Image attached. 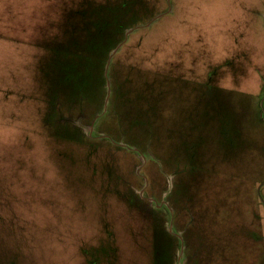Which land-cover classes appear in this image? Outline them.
<instances>
[{
    "label": "rangeland",
    "instance_id": "obj_1",
    "mask_svg": "<svg viewBox=\"0 0 264 264\" xmlns=\"http://www.w3.org/2000/svg\"><path fill=\"white\" fill-rule=\"evenodd\" d=\"M124 5L106 112L104 75L48 117L69 35ZM154 230L264 264V0H0V264H163Z\"/></svg>",
    "mask_w": 264,
    "mask_h": 264
},
{
    "label": "trees",
    "instance_id": "obj_2",
    "mask_svg": "<svg viewBox=\"0 0 264 264\" xmlns=\"http://www.w3.org/2000/svg\"><path fill=\"white\" fill-rule=\"evenodd\" d=\"M125 11L126 5L117 6L112 16H103L99 17V19L96 17L94 20L89 19L90 22L88 23L91 29L85 32H74L69 35L65 42L60 69L52 77L53 83L56 82L60 89L50 87L46 93L51 112L48 117L53 119L54 115L62 111L65 104H69L72 109H78L84 102L100 95V91L106 86L103 70L107 59L110 53L121 43L125 31L130 30L132 25H134V23L129 24L126 21ZM86 34H88V38H86ZM94 58L98 60L95 63H93ZM82 60L84 62L87 61V63H80ZM87 83L88 86L84 89ZM145 214L148 215L146 211ZM156 233L160 234L164 239L162 253L165 255L166 260H164L163 264H173L174 237L165 231L166 237L163 231L161 233L156 231L155 235ZM82 250L84 254L90 251H86V248Z\"/></svg>",
    "mask_w": 264,
    "mask_h": 264
},
{
    "label": "water",
    "instance_id": "obj_3",
    "mask_svg": "<svg viewBox=\"0 0 264 264\" xmlns=\"http://www.w3.org/2000/svg\"><path fill=\"white\" fill-rule=\"evenodd\" d=\"M151 25H152V23L149 24L148 27H150ZM142 27H143V26H138V27H136V28H134V29H130V30L128 29V30H126V31H125V39H124V41L121 42V43L118 45V47H117L116 49H114V50L110 53V55H109V57H108L107 65H106V68L104 69V75H105L106 82H107V87H106V89H107V95H106V98H105V106H104V108H103V113L106 112L107 106H109V101H110V95H111L110 87H111V83H110V79H109V76H108V72H109V69L111 68V64H112L113 58H114V56L118 53V51L123 47V45H124L125 42L127 41L128 37H129L132 33H134L136 30H139V29L142 28ZM103 113H102V114H103ZM102 114H101V115H102ZM101 115H98V116L96 117V120H95V123H94V124H96V122L98 121V119H99V117H100ZM94 124L92 125V127H91V129H90L91 134H92V132L94 131ZM142 193H143V191H142ZM168 232H169V233H172V225H171V224L169 225Z\"/></svg>",
    "mask_w": 264,
    "mask_h": 264
}]
</instances>
